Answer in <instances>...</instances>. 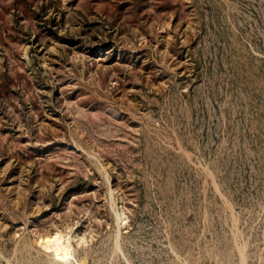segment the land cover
<instances>
[{
    "label": "rangeland",
    "instance_id": "1",
    "mask_svg": "<svg viewBox=\"0 0 264 264\" xmlns=\"http://www.w3.org/2000/svg\"><path fill=\"white\" fill-rule=\"evenodd\" d=\"M0 264H264V0H0Z\"/></svg>",
    "mask_w": 264,
    "mask_h": 264
}]
</instances>
